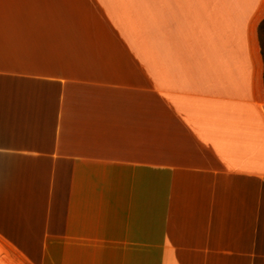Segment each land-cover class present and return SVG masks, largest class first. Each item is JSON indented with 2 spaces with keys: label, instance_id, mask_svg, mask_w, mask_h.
Segmentation results:
<instances>
[{
  "label": "crops",
  "instance_id": "0c3cea01",
  "mask_svg": "<svg viewBox=\"0 0 264 264\" xmlns=\"http://www.w3.org/2000/svg\"><path fill=\"white\" fill-rule=\"evenodd\" d=\"M264 0H0V264H264Z\"/></svg>",
  "mask_w": 264,
  "mask_h": 264
},
{
  "label": "rangeland",
  "instance_id": "374dc122",
  "mask_svg": "<svg viewBox=\"0 0 264 264\" xmlns=\"http://www.w3.org/2000/svg\"><path fill=\"white\" fill-rule=\"evenodd\" d=\"M258 33L260 34V38H261V43H262V46H263V51H261L264 55V20L262 21L260 27H259V30H258Z\"/></svg>",
  "mask_w": 264,
  "mask_h": 264
}]
</instances>
